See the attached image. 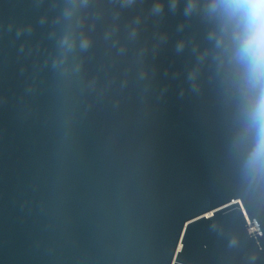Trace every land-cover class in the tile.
Segmentation results:
<instances>
[{
	"label": "water",
	"instance_id": "95a60500",
	"mask_svg": "<svg viewBox=\"0 0 264 264\" xmlns=\"http://www.w3.org/2000/svg\"><path fill=\"white\" fill-rule=\"evenodd\" d=\"M241 43L223 0H0V264H264Z\"/></svg>",
	"mask_w": 264,
	"mask_h": 264
},
{
	"label": "clouds",
	"instance_id": "9594fccd",
	"mask_svg": "<svg viewBox=\"0 0 264 264\" xmlns=\"http://www.w3.org/2000/svg\"><path fill=\"white\" fill-rule=\"evenodd\" d=\"M227 14L242 28L239 55L248 63L250 81L260 86L255 116L260 122V140L250 159L256 165L264 162V0H223ZM240 34V33H238ZM88 41H84L87 46Z\"/></svg>",
	"mask_w": 264,
	"mask_h": 264
}]
</instances>
